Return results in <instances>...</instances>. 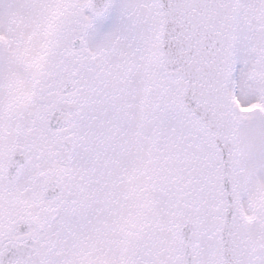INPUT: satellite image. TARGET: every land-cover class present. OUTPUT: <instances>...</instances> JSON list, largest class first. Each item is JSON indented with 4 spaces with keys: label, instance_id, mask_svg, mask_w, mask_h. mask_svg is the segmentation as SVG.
<instances>
[{
    "label": "snow or ice",
    "instance_id": "6c2138e0",
    "mask_svg": "<svg viewBox=\"0 0 264 264\" xmlns=\"http://www.w3.org/2000/svg\"><path fill=\"white\" fill-rule=\"evenodd\" d=\"M0 264H264V0H0Z\"/></svg>",
    "mask_w": 264,
    "mask_h": 264
}]
</instances>
